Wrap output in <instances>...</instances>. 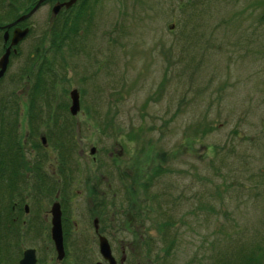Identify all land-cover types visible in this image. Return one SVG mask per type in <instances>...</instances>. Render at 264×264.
Here are the masks:
<instances>
[{
  "label": "rangeland",
  "instance_id": "rangeland-1",
  "mask_svg": "<svg viewBox=\"0 0 264 264\" xmlns=\"http://www.w3.org/2000/svg\"><path fill=\"white\" fill-rule=\"evenodd\" d=\"M94 1L73 44V35L53 30L69 13L52 14L49 3L20 24L28 32L0 77V123H18L26 167L33 125L48 137L54 123H67L69 92L77 90L72 165L57 168L71 173L78 227L101 200L105 223L121 224L129 264H225L239 247L259 254L258 244L262 253L264 0ZM3 47L1 33L0 56ZM43 63L47 95L33 109V79L26 81ZM63 139L69 146L66 130ZM81 230L70 225L76 249H92ZM34 238L18 253L29 246L42 253L46 240Z\"/></svg>",
  "mask_w": 264,
  "mask_h": 264
},
{
  "label": "flooded vegetation",
  "instance_id": "flooded-vegetation-1",
  "mask_svg": "<svg viewBox=\"0 0 264 264\" xmlns=\"http://www.w3.org/2000/svg\"><path fill=\"white\" fill-rule=\"evenodd\" d=\"M66 1L68 0H45L41 6L45 3H49L51 6L61 5ZM77 2L78 0H75L74 5H76ZM69 9L70 8L65 9L62 6L59 10L60 12L72 14V11H69ZM17 27L24 28L25 26L21 27L17 24ZM43 70L44 68L41 67L40 71ZM26 82L30 85V80ZM66 113L68 116H66L67 119H65L68 122L66 123L63 121L60 124L54 123V126L48 129V134L46 133L48 137H46L45 134L39 135L37 131H34L36 127L33 125V133L29 137V139L32 138L30 139L31 144H29L31 147L29 148L31 152L29 157L33 165L29 166V164H27V167L25 165L26 151L23 146L25 145V141L19 138L20 136L17 131L18 123L15 121H12V123H0V129H4L5 134L8 136L3 140L0 139V142L4 143L3 148L6 161V169L3 174L6 184L4 185L6 188L5 200L4 202H0V206H4L5 217L3 218L0 214V224L3 223L4 225L2 227L6 226V231L8 232V234L0 235V254L2 255L0 256L4 257L3 259L0 258V264H19L23 252L27 249L33 250L34 264H110L111 261L112 264H129L131 262L125 257V248L122 243V238L118 239L117 233L122 231L118 219H111L108 222L109 224L104 221L106 207L102 204H105V202L100 200L96 202V206L93 205L91 209L93 210L92 215L88 216V219H90L89 224H83L78 227L77 223L71 219L70 203L74 197V195L72 196L71 190L74 187L71 183V173H58L59 168H57L59 164L62 169L65 168L69 170L68 168L71 167L70 162L73 161V154L70 155L69 152L74 151L76 145V126L72 118L75 117V115L73 116L69 113V108ZM64 130H66L67 134L70 136L68 141L70 144L69 146H66L65 140L63 139ZM26 135H29V133H26ZM29 139L26 137L25 140L28 141ZM33 139L38 142H35ZM60 142H62V147L64 149V159L59 161L54 155L51 157L48 154V150L56 151L59 154L58 146ZM41 151L47 152L46 158L50 160L54 168V173H50V171L47 170L49 169L47 168L48 161L44 160ZM25 169L29 173H27ZM101 196H105V192H102ZM44 200H46V204L44 203L46 205L45 209L43 207ZM55 204H57L60 212L59 228L62 251L55 248L51 234V208ZM70 225L75 232L78 231L79 228L82 229L80 233H78V236L84 235L86 240H91L93 243L92 249L85 251L76 249L70 236ZM31 232L34 233L35 236H32ZM36 236L41 240H46V246L43 252L40 253L37 246H29L22 249L19 254L18 250L21 248L22 240L25 241V239L29 238L35 241L34 237ZM101 237L105 238L109 246L111 260L103 258L99 251V239ZM5 238H9L7 242L9 240L16 242L12 244V248L16 251H12V253L14 255H16V253L19 255L15 263H13V257L8 249L9 244L5 242ZM92 252L93 257L90 258Z\"/></svg>",
  "mask_w": 264,
  "mask_h": 264
},
{
  "label": "trees",
  "instance_id": "trees-1",
  "mask_svg": "<svg viewBox=\"0 0 264 264\" xmlns=\"http://www.w3.org/2000/svg\"><path fill=\"white\" fill-rule=\"evenodd\" d=\"M2 4H3V8L4 11L2 13H0V34L4 32V29H1V27H4L12 22H14L18 17H20L21 15H24L26 13H28L32 7L35 5V3L37 2V0H1ZM95 1L94 0H78L76 5H73L69 10L72 11V14H66L65 17H63L60 20H57L54 23V35L56 32L58 33H62V34H67L70 33L69 35H73V40H72V44L74 43V37H79V33H80V23L83 21H85L86 17H89L90 20V16L91 14L93 15L94 13V9L92 6H94ZM7 8V9H6ZM22 10V11H21ZM19 11H21L19 13ZM74 11V12H73ZM88 19V18H87ZM21 23H19L20 25ZM22 24L24 25V23L22 22ZM12 28L8 29V33H10ZM59 35V34H57ZM68 35V36H69ZM64 37V39L62 40V43L65 40H68L67 37ZM58 37L54 38L57 39ZM61 39V37H60ZM59 39V40H60ZM59 42V41H58ZM58 44L57 47L58 48ZM44 64V65H43ZM39 66V70H36V74L33 75V77H30L31 75H28V80L33 79V85L30 88V106L31 108L34 109L35 107V102L37 101V99L39 100L40 98H42V96L47 95L44 92V84L45 81L43 79V76H41L43 73L45 72H49L50 71V67L46 66L45 63H43ZM41 67L44 68L43 71L41 70ZM34 69V68H33ZM31 70L34 71V70ZM49 75V74H48ZM43 91V92H42ZM34 105V107L32 106V104ZM47 103V102H46ZM9 104L11 103H6L7 106H9ZM13 107H17L16 105H14ZM75 136H77V133H75ZM8 137L5 132L4 129H0V139L3 140L4 138ZM4 143L0 142V202H4L5 200V191L6 188L4 187L5 182H4V178H3V174H4V170L6 169V161H5V157H4ZM3 148V149H2ZM59 152L61 154H64V149L62 147V142L59 143L58 146ZM158 170V169H157ZM4 206L1 205L0 206V211L4 212ZM1 214V212H0ZM4 224L1 223L0 227L2 228ZM170 224H166V226H169ZM0 234L4 235L3 231L0 229ZM263 245L258 244L255 248L258 249L257 255L252 253H248L250 252L249 250H251V248L249 249H245L244 247H239L235 253H234V260H230V261H225V264H264V251L261 253V249H262ZM232 253H230V258L232 257ZM257 256H259L260 258H258ZM216 262V260H215ZM215 264V263H214Z\"/></svg>",
  "mask_w": 264,
  "mask_h": 264
},
{
  "label": "water",
  "instance_id": "water-1",
  "mask_svg": "<svg viewBox=\"0 0 264 264\" xmlns=\"http://www.w3.org/2000/svg\"><path fill=\"white\" fill-rule=\"evenodd\" d=\"M44 0H38L36 4L33 6V8L26 14L21 15L18 17L14 22L1 27V29H4V32L2 34V40L3 43L5 44L8 39H9V45L4 49V52L0 56V77L3 76L4 71L6 70L7 64H8V58L10 55V50L13 48L12 52L15 53V46L26 36L28 30L27 28L20 29L18 27H14L15 24L18 22H22L28 17H30L39 7V5L43 2ZM75 0H68L67 2L61 4V5H55L52 7V14H55L62 6L64 8H69ZM13 27L10 35L8 33V29ZM69 99H70V106H69V113L71 115H76L77 112L79 111V94L77 90H71L69 92ZM94 151V148L90 149V154L92 155ZM51 217H52V229H51V234H52V240L54 242L55 248L57 250L62 251V246H61V235H60V228H59V218H60V212L57 204L53 205L51 208ZM99 251L102 255L103 258L105 259H110V254H109V246L105 240V238L101 237L99 239ZM34 254L32 249H27L23 252L22 259L19 261V264H34ZM112 264V261L111 263Z\"/></svg>",
  "mask_w": 264,
  "mask_h": 264
}]
</instances>
